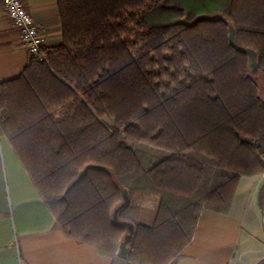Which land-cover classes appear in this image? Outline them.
<instances>
[{
    "label": "trees",
    "instance_id": "trees-1",
    "mask_svg": "<svg viewBox=\"0 0 264 264\" xmlns=\"http://www.w3.org/2000/svg\"><path fill=\"white\" fill-rule=\"evenodd\" d=\"M57 7L60 43L0 83V133L67 237L112 264H176L202 212L229 214L264 173V0Z\"/></svg>",
    "mask_w": 264,
    "mask_h": 264
},
{
    "label": "crops",
    "instance_id": "crops-1",
    "mask_svg": "<svg viewBox=\"0 0 264 264\" xmlns=\"http://www.w3.org/2000/svg\"><path fill=\"white\" fill-rule=\"evenodd\" d=\"M43 29L44 46L62 37L57 0H23ZM21 32L0 1V83L28 63ZM264 177L241 178L229 214L202 212L194 238L176 264H259L264 260ZM0 264H112L67 237L10 140L0 133Z\"/></svg>",
    "mask_w": 264,
    "mask_h": 264
},
{
    "label": "built area",
    "instance_id": "built-area-1",
    "mask_svg": "<svg viewBox=\"0 0 264 264\" xmlns=\"http://www.w3.org/2000/svg\"><path fill=\"white\" fill-rule=\"evenodd\" d=\"M7 15L21 32V45L28 53V63L34 59L45 60L43 29L34 21L31 7L23 0H0ZM264 177V173H262Z\"/></svg>",
    "mask_w": 264,
    "mask_h": 264
},
{
    "label": "water",
    "instance_id": "water-1",
    "mask_svg": "<svg viewBox=\"0 0 264 264\" xmlns=\"http://www.w3.org/2000/svg\"><path fill=\"white\" fill-rule=\"evenodd\" d=\"M235 29L232 28L231 29V33H230V41H231V44L233 45L234 48L236 49H241V47L237 44L236 40H235ZM244 51L246 53L249 54L250 58H251V64L254 68H257V61H256V53L253 49L251 48H244ZM130 201V198L127 197L126 198V204H128ZM121 207H119L117 210H116V213H118V211L120 210ZM122 225L126 226L128 229H129V234L126 236V239L125 241L123 242V244L121 245V249L119 251V255L126 258L127 257V253H128V249H127V244L128 242L131 240L132 238V235L134 233V225L131 224V223H127V222H121Z\"/></svg>",
    "mask_w": 264,
    "mask_h": 264
},
{
    "label": "rangeland",
    "instance_id": "rangeland-1",
    "mask_svg": "<svg viewBox=\"0 0 264 264\" xmlns=\"http://www.w3.org/2000/svg\"><path fill=\"white\" fill-rule=\"evenodd\" d=\"M154 198H138L136 199V203L139 207H141L142 209H144L145 213H147V215L151 212H153V208H154Z\"/></svg>",
    "mask_w": 264,
    "mask_h": 264
}]
</instances>
